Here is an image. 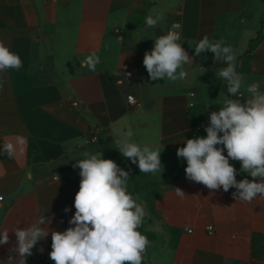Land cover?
<instances>
[{"label":"crops","instance_id":"1","mask_svg":"<svg viewBox=\"0 0 264 264\" xmlns=\"http://www.w3.org/2000/svg\"><path fill=\"white\" fill-rule=\"evenodd\" d=\"M149 15L160 17L154 28ZM174 26L193 58L183 65L187 76L151 81L144 54ZM205 35L232 47L242 99L253 82L264 91V0H0V43L22 62L0 72V232H9L0 264H19L14 231L42 214L51 219L42 226L48 235L25 264H55L51 233L71 226L81 180L73 164L85 151L130 170L127 190L146 211L142 264H264V196L242 202L234 188L189 181L176 154L185 140L206 136L209 114L227 98L217 76L227 65L210 51L195 56ZM93 52L100 62L90 71L80 64ZM128 131L132 142L161 151L160 171L140 172L121 155ZM229 162L237 181L253 179Z\"/></svg>","mask_w":264,"mask_h":264},{"label":"clouds","instance_id":"2","mask_svg":"<svg viewBox=\"0 0 264 264\" xmlns=\"http://www.w3.org/2000/svg\"><path fill=\"white\" fill-rule=\"evenodd\" d=\"M159 20V16L149 15L145 23L154 28ZM179 40L180 34L174 26L154 40L151 51L145 52L143 65L151 81L186 78L183 65L193 58ZM208 51L214 54V61L227 65L217 73L226 84L227 98L218 111L209 114V123L204 126L206 136L185 140L176 154L186 161L185 174L189 181L203 184L209 190L222 188L227 192L234 188L236 191L232 195L236 200L251 202L258 195L264 196V91L259 82H253L246 87L248 98L242 99L243 77L236 71L232 47L205 35L194 52L199 57ZM99 62V56L93 52L80 66L95 71ZM21 67L19 56L0 43V72ZM210 106L207 105L205 110ZM132 135L128 131L119 141L121 155L132 164H138L140 172L160 171L161 151L147 145L141 147L131 141ZM5 150L11 156L13 146L8 144ZM82 155L84 158L73 164V168H79L81 180L74 198L75 213L68 221L71 226L63 232L52 231L49 258L55 264H142L149 241L138 229L146 211L143 204L137 203L139 196L133 198L127 190L130 170L125 171L114 160L102 158V151H85ZM230 160L239 161V172L247 173L253 179L237 181L238 170ZM176 194L185 195L179 188H176ZM70 210L64 209L65 213ZM46 223L49 225L51 219L42 214L35 224L23 229L17 227L14 231L19 264H25V258L32 254L38 241L48 235L42 227ZM8 243L9 232L4 230L0 232V245Z\"/></svg>","mask_w":264,"mask_h":264},{"label":"built area","instance_id":"3","mask_svg":"<svg viewBox=\"0 0 264 264\" xmlns=\"http://www.w3.org/2000/svg\"><path fill=\"white\" fill-rule=\"evenodd\" d=\"M128 103L131 104V105H134L136 103L135 98L133 96H128ZM73 105L77 106V105H79V102H73ZM90 140H91V142H97L98 141V135L97 134H93ZM0 200H2L1 197H0ZM208 230L210 232H212L213 231V227L209 226Z\"/></svg>","mask_w":264,"mask_h":264},{"label":"trees","instance_id":"4","mask_svg":"<svg viewBox=\"0 0 264 264\" xmlns=\"http://www.w3.org/2000/svg\"><path fill=\"white\" fill-rule=\"evenodd\" d=\"M133 195V194H132ZM138 231H140V233H141V226H140V228L138 229Z\"/></svg>","mask_w":264,"mask_h":264}]
</instances>
